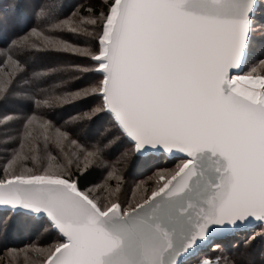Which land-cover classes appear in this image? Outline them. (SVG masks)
Returning <instances> with one entry per match:
<instances>
[{
    "label": "snow or ice",
    "instance_id": "6c2138e0",
    "mask_svg": "<svg viewBox=\"0 0 264 264\" xmlns=\"http://www.w3.org/2000/svg\"><path fill=\"white\" fill-rule=\"evenodd\" d=\"M3 18L0 229L29 243L0 264H264V0H5ZM128 166L156 169L134 202Z\"/></svg>",
    "mask_w": 264,
    "mask_h": 264
},
{
    "label": "trees",
    "instance_id": "16d2710c",
    "mask_svg": "<svg viewBox=\"0 0 264 264\" xmlns=\"http://www.w3.org/2000/svg\"><path fill=\"white\" fill-rule=\"evenodd\" d=\"M68 3L74 5V6H80L85 11L87 10L89 5L96 4L97 0H67ZM5 3V0H0V5H3ZM83 14V13H82ZM14 28L13 21L11 18H3L0 19V43H2V40L5 36L9 35ZM33 61L36 65H45L49 64L50 61L56 59V57L53 56H44L41 54V52H37L35 56H33ZM251 65V63H248L245 65V67L242 69V72L248 69V67ZM37 70H43L42 67H38ZM67 91H74V89H67ZM79 101H72L70 98L64 99L62 102H59L56 104V107L54 109L55 115L57 118L60 116H63L65 119L68 115L74 114L75 109L79 105ZM6 107L11 108L13 107L11 104L7 105ZM4 146L0 145V149H2ZM4 163L3 159V153L0 152V165ZM174 163L167 162L162 166L170 167ZM29 168L32 167L31 164L28 165ZM156 169H152L151 171H148L144 168H131V166L126 167L125 174L123 177V199H126L128 201H134L132 194V187L134 185L142 186V189L148 188L150 189L152 187L153 179H149L150 176H152V173L155 172ZM95 173L93 174V177H90V179H94ZM149 185V187H148ZM227 241L231 243H235V241L232 239V237H227ZM29 243V234L24 231L23 229H15L13 231H4L0 229V258H9L11 256L5 257V252L8 249H22L26 244ZM257 247H259V242H257ZM15 264H20L19 261H15Z\"/></svg>",
    "mask_w": 264,
    "mask_h": 264
},
{
    "label": "rangeland",
    "instance_id": "374dc122",
    "mask_svg": "<svg viewBox=\"0 0 264 264\" xmlns=\"http://www.w3.org/2000/svg\"><path fill=\"white\" fill-rule=\"evenodd\" d=\"M250 67H251V65L248 67L247 70H245L244 72H241V74H246L248 72V70L250 69ZM258 71H260V69H258ZM176 162H178V161H176ZM172 167H174V164L172 166L168 167V168H172ZM112 183L114 184L115 181H112ZM122 183H123V181H122ZM154 185H155V179L153 178L152 187ZM140 187H142V186L137 187V185H134L132 187V190H131L132 191V194L131 195H134L133 196L134 201L135 200H139L141 198V196L143 195L144 189H142V191H141V188ZM148 187H149V185H148ZM123 197H124V195H123ZM7 259H12V257H9ZM24 260H25V256H24L23 253H21L18 257H16V260L15 261H19L20 264H24Z\"/></svg>",
    "mask_w": 264,
    "mask_h": 264
}]
</instances>
